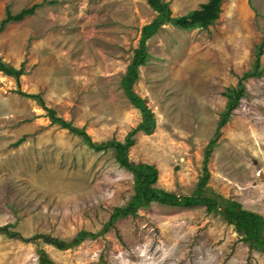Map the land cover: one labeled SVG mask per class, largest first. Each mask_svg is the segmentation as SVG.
<instances>
[{
	"label": "rangeland",
	"instance_id": "obj_1",
	"mask_svg": "<svg viewBox=\"0 0 264 264\" xmlns=\"http://www.w3.org/2000/svg\"><path fill=\"white\" fill-rule=\"evenodd\" d=\"M162 1L177 18L206 0ZM34 4L32 15L0 32V59L24 67L20 90L40 94L96 143L124 141L141 114L121 79L142 26L157 13L146 0H0V20L6 8L15 14ZM260 42L264 67V0H222L207 28L164 23L147 39L149 57L132 87L156 124L152 133L133 136L128 157L157 168L155 186L177 195L194 191L225 112L224 93L252 68ZM244 84L208 158L203 194L233 199L264 218V75ZM17 88L13 76L0 72V225L12 224L24 237L65 240L81 229L98 232L113 207L133 195V175L112 149H91ZM37 247L0 233V264H40ZM40 247L57 264H264V251L203 205L150 202L95 239L66 250Z\"/></svg>",
	"mask_w": 264,
	"mask_h": 264
},
{
	"label": "trees",
	"instance_id": "obj_2",
	"mask_svg": "<svg viewBox=\"0 0 264 264\" xmlns=\"http://www.w3.org/2000/svg\"><path fill=\"white\" fill-rule=\"evenodd\" d=\"M147 4L157 13L154 19L143 25L140 30L138 47L134 50L132 59L127 66L125 75L121 79V87L131 104L140 111L141 120L136 127L132 128L125 136L124 141L111 139L100 143L94 142L84 127L72 125L71 122L57 116L55 110L47 107L40 94L26 93L20 90V76L24 73V67L19 68L6 65L0 59V72L7 76H13L18 86L14 92L35 99L39 102L43 109L46 110L47 116L52 123L58 124L61 128L68 129L71 133L76 134L95 151H106L112 149L114 151L117 163L128 170L134 177V193L124 205L113 207L109 218L103 224L98 232L87 230H79L70 240H65L60 237L50 234L36 233L29 237H24L19 231L11 229L12 224L0 225V233L4 234L9 239H18L24 242H33L37 244L38 261L40 264H57L53 261L48 253L40 247V243L50 244L59 250H66L79 245L85 239H95L114 227L118 219L126 218L127 216L136 215L138 208L148 206L150 202H158L166 205L191 207L203 205L207 211L218 210L227 221L233 225L235 229L243 235V240L248 242L251 248L264 251V218L260 214L242 208L241 204L233 199H222L221 202L216 197L204 195L203 191L206 188L209 179V170L207 167L208 158L211 155L213 146L216 145L217 138L220 135V128L230 114L236 109L240 98L245 92L244 81L251 77H260L264 75V67L260 66V56L263 54V42L256 46L255 63L249 71L242 73L238 77L236 86H233L224 93L227 98L225 112L222 113V120L218 123L212 139L208 142L204 150V160L202 165V174L196 184L194 191L189 195H177L173 192L155 186L158 179L157 168L149 163L139 162L132 163L128 157L129 149L134 145L133 136L142 131L146 134L153 132L155 128V119L153 112L148 108L144 99L133 90V83L138 79V68L144 65L149 57L146 47V41L159 27L164 23H172L180 29L189 30L195 27L207 28L212 25L219 17L221 12L222 0H206L200 4L199 8L193 9L187 14L179 17H173L169 2L162 0H146ZM37 7L34 4L30 7L21 9L19 12L12 14L9 8L5 10V16L0 20V32L6 24L11 21H20L28 15H32Z\"/></svg>",
	"mask_w": 264,
	"mask_h": 264
}]
</instances>
